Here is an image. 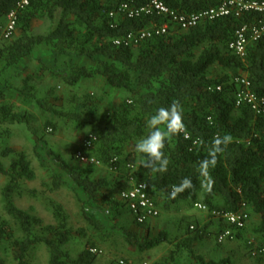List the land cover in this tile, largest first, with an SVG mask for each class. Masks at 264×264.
Segmentation results:
<instances>
[{"label": "trees", "instance_id": "obj_1", "mask_svg": "<svg viewBox=\"0 0 264 264\" xmlns=\"http://www.w3.org/2000/svg\"><path fill=\"white\" fill-rule=\"evenodd\" d=\"M20 1L0 0V32ZM161 1L171 11L185 15L215 5V0ZM148 2L30 0L18 12L16 32L11 39L0 42V99L9 93L39 111L37 118L32 112L15 110L6 100L0 101V176L5 179L0 189V251L12 248L16 264H32L38 245L46 248L47 264H95L97 245L86 241L83 250L72 258L67 246L75 235L86 238V233L72 228L61 206L48 201L54 223L47 225L17 206V199L37 197L38 192L27 187V182L36 178L30 161L9 145L12 126H23L34 138L33 153L49 177L41 184L43 190L48 194L62 189L72 192L79 218L91 233L104 238L118 231L126 245L142 253L167 243L165 232L153 236L146 223H133L134 228L143 231L141 236L117 227L125 207L119 193L134 184H144L159 214L160 209L201 204L210 218L203 227L198 223L187 227L168 257L154 264H177L186 253L187 260L194 264H233L230 257L205 260L194 249L196 242L208 237L222 244L217 242L218 236L228 230L231 235L226 241H242L249 255L251 251L257 255V264H264V247L254 249L247 239L248 234L264 239V116H256L247 105L236 106V94L243 90L237 79H246L250 92L264 97V35L247 46L243 58L228 48L238 29L262 25L264 14L250 12L238 18L206 21L185 31L142 41L136 47L116 45V41L151 24L168 22L156 15L118 19L109 16L122 4L142 7ZM38 18L50 23L45 34L32 32V23ZM40 50L52 54L55 64L52 69L41 63L40 74L49 72L59 85L72 89L82 81L102 79L105 90L123 93L126 98L112 110L101 112L92 102L93 97L86 95L77 108L63 110L38 96L31 76H26L19 87L13 86L10 80L15 75L10 72ZM84 58L89 64L77 61ZM214 67L218 73L211 75ZM174 100L182 106L187 131L167 140L164 154L169 160L168 170L160 174L141 166V156L133 147L148 134L147 121L155 110ZM56 119L70 122L76 129H86L85 139L93 136L96 141L84 150V139L72 151L71 161L66 160L45 137L46 131L57 130ZM225 133L231 134L233 143L219 156L214 168L203 172L197 165L208 152L200 140L207 143ZM79 149L86 157L97 160L114 179L96 178L94 168L98 166L82 165L76 160ZM3 160H10L7 168ZM184 177L191 178L192 187L170 198L173 186ZM225 214H245L244 227L228 225ZM252 216L258 222L248 230ZM0 264H6L1 254Z\"/></svg>", "mask_w": 264, "mask_h": 264}, {"label": "rangeland", "instance_id": "obj_2", "mask_svg": "<svg viewBox=\"0 0 264 264\" xmlns=\"http://www.w3.org/2000/svg\"><path fill=\"white\" fill-rule=\"evenodd\" d=\"M49 28L50 23L46 19L38 18L32 23L33 34H45ZM53 59V55L49 54V52H45L44 50L37 51V53L23 62L20 67L10 72V75H15L10 82L13 86L19 87L22 80L26 76H31L33 79L32 83L37 88L38 96L48 100L50 103L55 105V107L63 110H72L77 108L86 95H91L93 97L92 102L97 104L98 109L101 112L112 110L119 102L126 98V95L123 93H111V91L107 88L105 90V85L102 79L82 81L72 89L59 85L49 75V72L40 74L41 63L46 68L53 69ZM77 61L83 64H89L85 58ZM210 73L211 75H215L218 73V69L214 67L211 69ZM2 100H6L11 103L17 111H29L39 118V111L32 104H26L16 97L11 96L9 93L5 94L0 99V101ZM40 122L41 121H38L39 124ZM56 123L58 125L56 131H53L52 133L49 131L45 132L46 140L51 147L63 156V158L71 161L72 151L80 146L87 135V130L76 129L73 124L67 121L56 119ZM10 130L11 134L9 137V145L16 152L26 155L36 176L34 181L27 182V187L38 192L37 197L29 196L17 199V206L25 211H28L32 215L39 217L46 225L54 223V218L48 208V201L51 200L56 205L61 206L68 214L69 222L72 228L74 230L82 229L86 233V238L75 235L67 246L72 258H75L83 250L86 241L92 240L97 245V260L95 264H119V261L121 260H126L132 264H139L138 260L140 252L126 245L122 234L118 231H112L110 236L104 238H102L103 236L96 235L89 231L88 227L79 218L77 201L72 192L62 189L53 194H48L43 190L41 184L46 182L49 177L47 171L41 167L33 153L34 138L23 126H12ZM9 163L10 160H3V164L6 168L9 166ZM94 175L96 178L106 177L110 180L114 179L111 172L100 166L94 168ZM4 182L5 179L0 176V189ZM116 192L117 191H115V193ZM30 207H33L34 210L30 211ZM156 219V226L152 228L147 226V228L150 233L155 232L157 229H164L163 231L168 236V242L164 243V245L162 244V246L160 245V247L156 249L157 252L152 255L153 257L161 256L160 254L162 252L165 253L168 250L170 251L171 242L174 241V235L176 233L181 236L190 226L194 227L195 223H198L203 227L210 222V218L207 213L195 210L193 204H182L180 206L169 208V210L160 209V214ZM120 220L121 219L119 218L117 221V227L132 230L140 236L143 234L141 229L134 228L133 223L129 225L126 224L124 220H121L122 225ZM257 222L258 218L252 216L250 222H248L247 229L250 230ZM177 229H179V232ZM211 230L212 229L210 228L209 231ZM247 236L249 243L254 244V249H257L259 245L264 247V239H259L257 236L251 234H248ZM195 246H197L195 248V253L203 256L205 260H216L221 257H230L233 264H257L255 261V259L258 258L257 255L253 254L252 251L251 255H249V252L246 250L242 241L233 239L225 241L222 244H216L215 238L208 237L203 241L197 242V245ZM172 247H174V244ZM0 254L4 257L6 264H16L12 248L2 250L0 251ZM182 256H185L182 257L183 259H188L187 253ZM31 258L32 264H47L48 257L46 248L43 245H38Z\"/></svg>", "mask_w": 264, "mask_h": 264}, {"label": "built area", "instance_id": "obj_3", "mask_svg": "<svg viewBox=\"0 0 264 264\" xmlns=\"http://www.w3.org/2000/svg\"><path fill=\"white\" fill-rule=\"evenodd\" d=\"M30 0H21L16 9L11 11L7 18L3 30L0 32V42L11 39L17 29L18 12L25 9ZM255 12L264 14V2L246 1V0H215V5L190 15L180 14L168 9L161 0H149L142 7H130L122 4L118 9L110 13V17H128L136 18L139 16H160L165 17L168 22L163 24H151L146 28L127 35L124 39L115 42L116 45L121 43L126 46L136 47L142 41L155 37L164 36L170 33L185 31L196 27L203 22L214 21L223 17H240L244 13ZM264 35V23L260 26H242L234 34L233 41L229 44V50L239 58L245 56V51L250 43L258 41ZM236 82L243 87V90L236 94V106L247 105L256 116H264V97L257 96L250 92L246 79H237ZM96 139L89 136L83 141L84 150L89 149ZM84 150L79 149L75 155L76 160L82 165L99 167L100 163L91 157L84 155ZM132 168V167H131ZM119 200L132 214L134 221L138 224L146 223L151 218H156L159 214L153 202L147 195L144 184L133 185L131 188L119 193ZM193 207L201 212H206V207L201 204H194ZM223 218L227 224L237 229L244 227L247 216L245 214H225ZM231 232L225 231L218 236L217 242L223 243L230 238ZM95 253V251H92ZM119 264H128L120 261Z\"/></svg>", "mask_w": 264, "mask_h": 264}, {"label": "clouds", "instance_id": "obj_4", "mask_svg": "<svg viewBox=\"0 0 264 264\" xmlns=\"http://www.w3.org/2000/svg\"><path fill=\"white\" fill-rule=\"evenodd\" d=\"M150 129L148 134L137 140L133 150L141 156V166L150 168L151 171L164 174L168 170L169 160L164 154L167 140L176 135L186 133L187 128L183 121V110L179 101L174 100L168 106H160L147 121ZM163 129V130H162ZM201 145L206 146L208 155L198 162V168L208 173L218 163V158L233 143L231 134H217L210 142L200 140ZM209 175V183H211ZM192 181L184 177L179 185L173 186L169 193L174 198L180 192L191 188Z\"/></svg>", "mask_w": 264, "mask_h": 264}, {"label": "crops", "instance_id": "obj_5", "mask_svg": "<svg viewBox=\"0 0 264 264\" xmlns=\"http://www.w3.org/2000/svg\"><path fill=\"white\" fill-rule=\"evenodd\" d=\"M195 209V208H194ZM195 210H197V209H195ZM198 211V210H197ZM120 219L121 220H124V222H126V224H129V225H131L132 223H134V218H133V216H132V214L130 213V211L126 208V207H124V209H122V213H121V216H120ZM121 220H120V222H121ZM121 224H122V222H121ZM156 224H157V219L156 218H151V219H149L147 222H146V225L147 226H150L151 228L152 227H154V226H156ZM123 225V224H122ZM164 229H157L155 232H153V233H151L153 236H156V235H158L159 233H161L162 231H163ZM178 230V232H179V229H177ZM164 232V231H163ZM185 233V232H184ZM183 233V234H184ZM183 234L181 235V236H183ZM175 238H174V241H172L171 242V248H170V251L168 250L167 252H162L160 255L161 256H157V257H153L152 255L153 254H155L157 251H156V249H158V247H160V246H158L157 248H155V249H153V250H151V251H149V252H144V253H142V252H140L139 254H140V257H139V260L141 261H139L138 260V263L139 264H154V263H156V262H161V261H164V259H166L167 257H168V255L170 254V252L173 250L172 248V245L174 244V243H176V240H178V239H181L182 237L181 236H179L178 235V233H176L175 235ZM164 245V244H163ZM195 245H197V242L195 243ZM162 246V245H161ZM197 246H195L194 247V249L196 248ZM139 252V251H138ZM161 257V258H160ZM183 257H185V256H183ZM190 259V258H189ZM177 264H194L192 261L191 262H189L188 260H186L185 258L183 259V258H180L179 260H178V262H177Z\"/></svg>", "mask_w": 264, "mask_h": 264}]
</instances>
